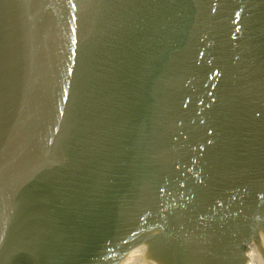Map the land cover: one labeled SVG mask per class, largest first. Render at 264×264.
<instances>
[{"label":"water","instance_id":"water-1","mask_svg":"<svg viewBox=\"0 0 264 264\" xmlns=\"http://www.w3.org/2000/svg\"><path fill=\"white\" fill-rule=\"evenodd\" d=\"M0 264H264V0H0Z\"/></svg>","mask_w":264,"mask_h":264}]
</instances>
